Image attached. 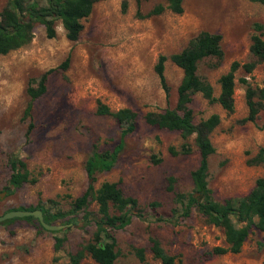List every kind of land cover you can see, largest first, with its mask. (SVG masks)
Returning a JSON list of instances; mask_svg holds the SVG:
<instances>
[{
  "label": "rangeland",
  "instance_id": "1",
  "mask_svg": "<svg viewBox=\"0 0 264 264\" xmlns=\"http://www.w3.org/2000/svg\"><path fill=\"white\" fill-rule=\"evenodd\" d=\"M122 1L126 3L123 13ZM5 3L0 0V10ZM158 4L164 6L161 0L138 4L134 0H100L81 21L76 41L66 40L59 21L54 22V37L50 39L43 26L34 24L29 43L0 55V215L35 206L37 200L51 213L70 208L85 190L84 162L91 147L109 151L119 139L118 124L95 113L97 102L111 111L128 108L136 119L112 168L95 175V187L102 182L116 183L125 196L137 200L144 213L162 218L176 208L167 189L169 179L175 192L190 191L189 174L198 163L193 136L182 139L176 131L158 129L143 120L146 113L174 107L182 74L169 60L164 62L165 93L153 66L159 55L179 52L200 32L218 34L222 57L201 60L196 71L216 97L218 78L232 62H254L248 46L256 23L262 26L264 41V7L248 0H182L181 14L164 10L147 16ZM67 57V67L57 68ZM49 69L55 70L46 78L44 93L32 102L29 119L23 118L28 81L38 80ZM241 79L252 88L261 87L264 62L248 74L240 68L234 72L232 112H224L198 93L189 104L193 123L211 114L219 117V124L209 135L214 152L208 159L207 176L216 202L245 196L254 181L264 177L262 166L249 163L264 147V109L253 122L242 121L247 108ZM28 122L31 130L25 139ZM182 144L189 146L188 154L179 153ZM11 154L21 158L35 184L7 190V159ZM151 203L157 204L153 211L148 207ZM95 209L90 202L87 210L94 213ZM69 218L57 221L63 227L56 232L20 220L0 225V264H70L68 255L89 240L93 227L90 224L79 229L67 223ZM54 237L63 238L56 253ZM114 237V264H139L132 252L138 247L144 249L149 264H159L149 252V237L175 257V264H264V242L256 228H249L239 253L213 255V247L225 246L222 231L194 212L175 225L133 219L115 231ZM79 264L96 263L85 255Z\"/></svg>",
  "mask_w": 264,
  "mask_h": 264
},
{
  "label": "trees",
  "instance_id": "2",
  "mask_svg": "<svg viewBox=\"0 0 264 264\" xmlns=\"http://www.w3.org/2000/svg\"><path fill=\"white\" fill-rule=\"evenodd\" d=\"M98 1L100 0H43L41 3V0H6L0 10V55H5L29 43L34 24L43 26L46 38L50 39L54 37V22L59 21L66 40L76 41L82 30L81 21L88 17L92 5ZM134 1L138 4L145 0ZM161 1L164 6L160 4L154 6L147 16L159 15L164 10L173 14L182 13V0ZM248 1L264 7V0ZM125 8L126 3L122 1L120 11L123 13ZM261 30L260 24H253L248 52L254 62L242 64L232 62L228 70L218 78L219 91L216 97L212 94L210 84L198 77L196 71L197 64L201 60L208 57L216 59L222 57L220 35L200 32L179 52L168 57L159 55L156 59L153 71L165 93L164 62L169 60L180 69L182 76L176 89L177 97L174 107L159 113H146L143 120L146 124L158 129L176 131L182 139L193 136V144L198 154L197 166L189 174L191 189L188 193L175 192L172 179L168 181L167 189L172 192L173 201L176 204L170 216L162 218L144 213L137 200L125 196L116 183L102 182L95 187V175L108 172L112 168L123 146L124 137L133 132L135 128L136 119L135 112L128 108L111 111L99 102L96 103L95 113L99 116L110 117L118 124L119 139L109 151H99L96 146L91 147L84 162L85 190L72 201L70 208L65 212L51 213L41 206L39 200L35 206L14 210L38 209L46 224L59 225L57 221L68 216L70 218L67 223L79 229L91 224L93 231L89 240L73 254L68 255L70 264H79L85 255L96 264H114L117 258L115 231L123 229L133 219L146 223L164 222L175 225L178 219L188 218L192 212L198 214L206 224L222 231L225 246L213 247L211 249L213 255L239 253L251 226L261 233V239L264 242V177L257 178L245 196L226 198L221 202H216L207 185V176L208 159L214 152L209 135L219 124V117L211 114L204 120L193 123L192 111L189 108L192 96L198 93L208 103H216L224 112H232L234 72L240 68L248 74L256 64L264 62V41L261 38ZM67 64L68 57L57 68L65 69ZM54 70L45 71L38 80L28 81L25 90L28 102L23 111V118L29 119L32 102L44 93L46 78ZM241 83L245 85L244 100L247 108V114L242 121L253 122L258 113L264 109V81L258 88L250 87L244 79H241ZM30 130L31 123L28 122L24 133L25 139ZM168 152L176 154L172 149H168ZM189 152V146L182 144L179 153L188 154ZM153 162L158 163L159 159H153ZM249 163L260 165L264 169V147L257 150ZM7 164L10 171L7 190L12 191L23 184L36 183V179L31 177L27 171L25 163L16 154L8 157ZM90 202H93L96 207L94 213L87 210ZM156 206V203L148 205L151 211ZM80 213L81 216L76 219ZM19 220L43 230L37 220L32 217L13 218L1 222L0 225H8ZM53 240V252L56 253L62 246L63 238L54 237ZM148 243L152 258L159 264H175V257L166 254L157 239L149 237ZM132 252L139 264H149L145 260L144 249L133 248Z\"/></svg>",
  "mask_w": 264,
  "mask_h": 264
},
{
  "label": "water",
  "instance_id": "3",
  "mask_svg": "<svg viewBox=\"0 0 264 264\" xmlns=\"http://www.w3.org/2000/svg\"><path fill=\"white\" fill-rule=\"evenodd\" d=\"M24 217H32L35 220H37V222L39 223L40 227L48 232H56L59 231L60 229H62V225H56V224H46L43 221V217H42V213L40 210L38 209H33V210H9L4 212L3 214L0 215V223L5 221V220H9V219H13V218H24Z\"/></svg>",
  "mask_w": 264,
  "mask_h": 264
}]
</instances>
